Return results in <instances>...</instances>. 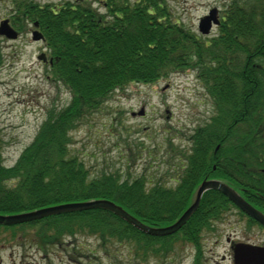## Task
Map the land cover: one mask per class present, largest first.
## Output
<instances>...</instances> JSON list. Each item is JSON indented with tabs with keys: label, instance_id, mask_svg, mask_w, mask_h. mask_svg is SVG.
<instances>
[{
	"label": "trees",
	"instance_id": "16d2710c",
	"mask_svg": "<svg viewBox=\"0 0 264 264\" xmlns=\"http://www.w3.org/2000/svg\"><path fill=\"white\" fill-rule=\"evenodd\" d=\"M96 2L104 13L82 2L32 8L29 18L40 22L53 57L52 77L68 89L71 100L49 111L12 166L3 165L0 150V214L108 199L150 226H165L193 202L197 184L214 177L264 211V0H232L212 37L178 21L168 0ZM185 71L195 72L215 110L190 135V148L180 149L169 139V149L181 162L174 187L144 174L125 176L114 167L95 173L73 151L72 132L117 90ZM230 204L221 192L209 190L181 230L164 237L148 235L99 208L0 228L29 224L45 243H60L66 236L96 237L104 248L136 244V255L146 259L160 252L158 244L168 250L177 239L199 247L203 232L214 230ZM48 245H42L45 251ZM62 246L69 249V244Z\"/></svg>",
	"mask_w": 264,
	"mask_h": 264
},
{
	"label": "rangeland",
	"instance_id": "374dc122",
	"mask_svg": "<svg viewBox=\"0 0 264 264\" xmlns=\"http://www.w3.org/2000/svg\"><path fill=\"white\" fill-rule=\"evenodd\" d=\"M76 1L0 0V22L11 19L22 31L18 39L0 35V150L4 166L16 162L49 111L59 110L71 100L68 89L52 77L49 63L38 59L49 49L45 41L33 39L36 28L28 17L35 4L55 9ZM231 1L168 0L174 17L198 34L200 19L214 7L224 12ZM82 3L98 9L95 0ZM217 32L213 27L209 37ZM142 107L146 109L144 116L132 115ZM214 110L213 100L193 71L176 72L154 84H130L117 90L100 111L72 132V149L95 173L114 167L125 176L128 172L133 177L144 174L173 187L181 162L169 149V139L180 149L190 148V135L211 119ZM112 123L118 132L111 129ZM138 142H144L148 149L138 147ZM246 219L232 209L217 219L214 230L203 232L199 247L177 239L168 250L158 244L160 252L146 259L136 255V244L104 248L96 237L66 236L60 243H45L29 224L10 228L13 230L0 228V264H234L229 238L264 246V228ZM80 241L83 244L79 246ZM43 244H50L47 251ZM62 244H69V249ZM71 248L76 253L69 254Z\"/></svg>",
	"mask_w": 264,
	"mask_h": 264
},
{
	"label": "water",
	"instance_id": "95a60500",
	"mask_svg": "<svg viewBox=\"0 0 264 264\" xmlns=\"http://www.w3.org/2000/svg\"><path fill=\"white\" fill-rule=\"evenodd\" d=\"M213 23H219L216 8H213L212 10H210L208 15L201 18L199 24L200 31L204 34H208L212 28ZM5 25L6 23L2 24L1 32L6 33L9 37H15L13 31L8 30ZM39 38V33L37 34V32H35L34 39L37 40ZM39 58L44 59L45 54L40 55ZM140 114H143V112L141 111ZM210 189L219 190L246 214L264 225V213H262L260 210L246 201L229 185L219 180L203 181L197 191L196 199L193 204L180 216V218L176 222L165 227H151L128 213L125 209H123L116 203L110 200L103 199L60 204L20 214L0 215V224H20L28 221L39 220L51 215L102 208L116 214L120 218L124 219L128 223L132 224L133 226L147 234L153 236H166L177 232L190 219V217L198 209L203 193ZM234 262L235 264H264V247L244 243L236 244L234 246Z\"/></svg>",
	"mask_w": 264,
	"mask_h": 264
},
{
	"label": "flooded vegetation",
	"instance_id": "af4514ba",
	"mask_svg": "<svg viewBox=\"0 0 264 264\" xmlns=\"http://www.w3.org/2000/svg\"><path fill=\"white\" fill-rule=\"evenodd\" d=\"M79 2H81L82 0H78ZM29 18V17H28ZM8 21V23H9V25L14 29V30H16L17 32H18V35H16V33H15V39H18L19 38V35L22 33V31L20 30V28L19 27H17V26H14L13 24H12V20L11 19H8V18H5V19H2L1 21ZM33 21V20H32ZM14 23V22H13ZM18 23V22H17ZM34 25H35V28L36 29H38L40 32H42V28H41V25H40V22L39 21H35L34 20ZM8 30H9V28H7ZM2 34H5V33H2ZM1 35V34H0ZM5 35H7V34H5ZM233 243V242H232Z\"/></svg>",
	"mask_w": 264,
	"mask_h": 264
}]
</instances>
